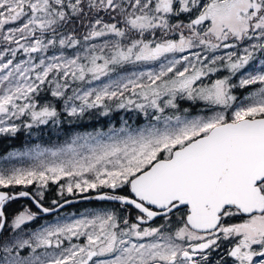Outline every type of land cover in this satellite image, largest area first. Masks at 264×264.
Returning a JSON list of instances; mask_svg holds the SVG:
<instances>
[{"label":"snow or ice","instance_id":"snow-or-ice-1","mask_svg":"<svg viewBox=\"0 0 264 264\" xmlns=\"http://www.w3.org/2000/svg\"><path fill=\"white\" fill-rule=\"evenodd\" d=\"M21 136L0 264H264V0H0V144Z\"/></svg>","mask_w":264,"mask_h":264},{"label":"rangeland","instance_id":"rangeland-1","mask_svg":"<svg viewBox=\"0 0 264 264\" xmlns=\"http://www.w3.org/2000/svg\"><path fill=\"white\" fill-rule=\"evenodd\" d=\"M128 115L129 114H127V113L121 112L119 114L120 121L117 124L115 123V120H113V119L107 121L106 124L101 123L100 121L96 120L97 126L95 128H90V129H85V130H78V131H81V132H83V131H93L96 128H99L101 130L107 131V129H108V127L110 125L111 126H115V127H119L120 126V123H121V117L123 116L124 118H128ZM129 122L132 123V120H129ZM143 123H144L143 119L142 118H139V119L136 120V124L134 126L141 125ZM64 140H65V138L62 139L61 141H58V142H55V143H44L43 142L42 143V146H48V147H50V146L55 145V144H60ZM36 142H39V141H35V140L33 141V143H36ZM13 149L22 150L23 149V143H22V145L14 146V147L10 148L9 150H13ZM6 154H7V151L4 152V153H2V154H0V157L4 156ZM28 163H30V162L27 161V160H17V159H13V160H10V161H4L3 159H0V166H10L11 164H15L16 166H27ZM53 187H55V186H53Z\"/></svg>","mask_w":264,"mask_h":264},{"label":"trees","instance_id":"trees-1","mask_svg":"<svg viewBox=\"0 0 264 264\" xmlns=\"http://www.w3.org/2000/svg\"><path fill=\"white\" fill-rule=\"evenodd\" d=\"M119 114L120 113H113L112 114V119L115 120V123H119L120 118H119ZM108 119V120H107ZM111 119V120H112ZM96 120L100 121L101 123L106 124L107 121H109V118H105V117H98L97 119H87L82 126H80L79 128H77V130H85V129H90V128H95L97 126V122ZM65 128H69V125H64ZM65 137L63 135L56 137V136H45L43 138V142L44 143H55L58 141H61L62 139H64ZM23 143V136L19 137L16 140H12L11 142L5 141L3 142V144H0V154L5 152L9 146H19L22 145Z\"/></svg>","mask_w":264,"mask_h":264},{"label":"flooded vegetation","instance_id":"flooded-vegetation-1","mask_svg":"<svg viewBox=\"0 0 264 264\" xmlns=\"http://www.w3.org/2000/svg\"><path fill=\"white\" fill-rule=\"evenodd\" d=\"M11 147H14V145H13V146H9V149H10ZM9 149H8V150H9ZM8 150H7V151H8ZM54 188H55V187H53V191H54ZM51 198H52V193L49 194V199H51ZM99 203H100V202H87V201H81L80 203H76V204H73V205H71V206H68V207L64 210V214L67 215V214H71V213H75V212L83 211V210L86 209V208H91V207L98 206ZM29 204H30L29 201H27V200H22V201H19V202L15 203L12 207H13V209H20V208H22V207H24V206H27V205H29ZM33 210H35V209L33 208ZM48 219L51 220V219H53V217H52V216H49Z\"/></svg>","mask_w":264,"mask_h":264}]
</instances>
